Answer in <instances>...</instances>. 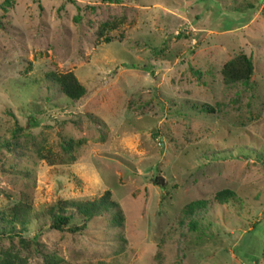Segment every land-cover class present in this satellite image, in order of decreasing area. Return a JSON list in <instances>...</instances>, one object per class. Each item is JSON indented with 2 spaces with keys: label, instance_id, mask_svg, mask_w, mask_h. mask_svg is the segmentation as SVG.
<instances>
[{
  "label": "rangeland",
  "instance_id": "obj_1",
  "mask_svg": "<svg viewBox=\"0 0 264 264\" xmlns=\"http://www.w3.org/2000/svg\"><path fill=\"white\" fill-rule=\"evenodd\" d=\"M105 191L121 226L51 228ZM23 202L0 264H264V0H0V223Z\"/></svg>",
  "mask_w": 264,
  "mask_h": 264
},
{
  "label": "trees",
  "instance_id": "obj_2",
  "mask_svg": "<svg viewBox=\"0 0 264 264\" xmlns=\"http://www.w3.org/2000/svg\"><path fill=\"white\" fill-rule=\"evenodd\" d=\"M253 73V64L250 57L243 53L224 63L222 67V75L226 83L242 82L246 84ZM55 81L59 85V90L64 96L71 100H78L85 94L84 87L78 82L73 73L67 72L54 75ZM32 120V119H30ZM66 148H71V144H67ZM159 184V183H155ZM222 203V201L220 202ZM69 211L67 212V209ZM30 207L26 203H18L11 209L10 215L2 217L0 229L7 228L12 230L19 225L22 228L29 220L31 215ZM51 217V228L54 230H62L72 220L79 219L83 223L93 217L103 214H111L112 223L118 227L123 222V215L118 204L111 200L110 192L105 191L99 198L92 201H63L58 202L57 207H51L47 213Z\"/></svg>",
  "mask_w": 264,
  "mask_h": 264
}]
</instances>
